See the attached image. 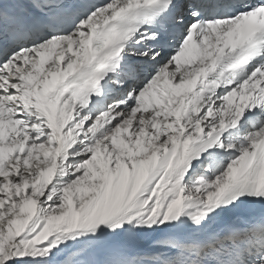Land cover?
<instances>
[{
  "label": "snow or ice",
  "instance_id": "6c2138e0",
  "mask_svg": "<svg viewBox=\"0 0 264 264\" xmlns=\"http://www.w3.org/2000/svg\"><path fill=\"white\" fill-rule=\"evenodd\" d=\"M0 264H264V0H0Z\"/></svg>",
  "mask_w": 264,
  "mask_h": 264
}]
</instances>
